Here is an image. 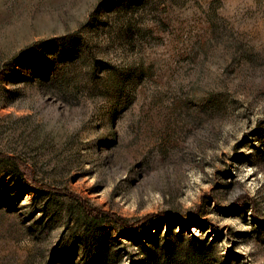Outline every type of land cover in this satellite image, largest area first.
I'll return each instance as SVG.
<instances>
[{"label": "rangeland", "instance_id": "1", "mask_svg": "<svg viewBox=\"0 0 264 264\" xmlns=\"http://www.w3.org/2000/svg\"><path fill=\"white\" fill-rule=\"evenodd\" d=\"M0 152V264H264V0H0Z\"/></svg>", "mask_w": 264, "mask_h": 264}, {"label": "trees", "instance_id": "2", "mask_svg": "<svg viewBox=\"0 0 264 264\" xmlns=\"http://www.w3.org/2000/svg\"><path fill=\"white\" fill-rule=\"evenodd\" d=\"M0 159H9V160H13V158H11L9 155L0 152ZM27 183L29 186H31L32 188L35 189H39V190H46V191H64L66 193H68V195H74L72 194L71 191L64 189V188H55L53 186H49V185H45V184H41L38 181L34 180V179H27ZM84 205V211L87 215L93 217V218H101L103 216H114L116 218V220L122 224L123 226L126 227H137L138 225L142 224L145 220L153 217L155 215V213H148L146 215H144L142 218H140L139 220H136L134 222H128L126 220V218L119 216V215H115L113 212H109V211H104L102 209H100L99 207L96 206H91L89 205L87 202L83 203ZM161 216H165L164 214H159ZM171 217V220H181L184 219L185 215H169Z\"/></svg>", "mask_w": 264, "mask_h": 264}]
</instances>
